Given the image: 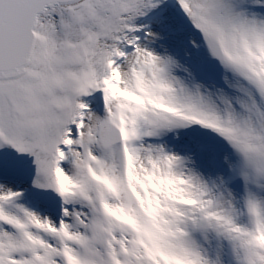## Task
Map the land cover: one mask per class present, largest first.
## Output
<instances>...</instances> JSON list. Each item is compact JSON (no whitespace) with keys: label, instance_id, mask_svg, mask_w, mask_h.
<instances>
[{"label":"snow or ice","instance_id":"1","mask_svg":"<svg viewBox=\"0 0 264 264\" xmlns=\"http://www.w3.org/2000/svg\"><path fill=\"white\" fill-rule=\"evenodd\" d=\"M0 264H264V0H0Z\"/></svg>","mask_w":264,"mask_h":264}]
</instances>
